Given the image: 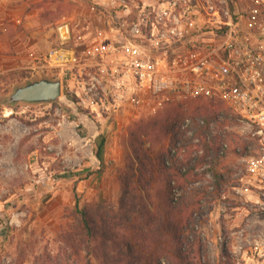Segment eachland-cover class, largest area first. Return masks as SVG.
I'll return each mask as SVG.
<instances>
[{
  "label": "rangeland",
  "instance_id": "1",
  "mask_svg": "<svg viewBox=\"0 0 264 264\" xmlns=\"http://www.w3.org/2000/svg\"><path fill=\"white\" fill-rule=\"evenodd\" d=\"M205 1L0 0V264H100L80 212L97 204L117 208L120 177L128 169L134 141L150 138L159 147L166 140L152 120L162 110L151 114L129 106L133 80L122 47L131 40L141 46L138 60L146 54L157 60L164 48L149 38H191L202 49L216 47V38L230 34L264 38V0H211L213 11ZM187 6L189 12L182 15ZM112 45L120 53L102 52ZM56 49L72 51L75 66H51L49 54ZM39 77L62 81L59 102L1 104L16 86ZM113 82L121 86L122 96L119 108L107 113L93 106L97 99L85 95L83 84H95L99 91L102 84L113 93ZM168 107L172 112L178 106ZM195 109L224 111L223 105L206 100L189 104L188 111ZM218 129L224 132L225 154L208 159L185 186L187 193H207L200 197L196 218L200 241L194 263L264 264V184L247 163L258 142L231 116ZM102 136L106 143L100 161L96 154ZM198 150L189 148L181 161L201 157ZM214 173L223 176L219 193ZM172 187L180 197L184 194L179 183Z\"/></svg>",
  "mask_w": 264,
  "mask_h": 264
},
{
  "label": "trees",
  "instance_id": "2",
  "mask_svg": "<svg viewBox=\"0 0 264 264\" xmlns=\"http://www.w3.org/2000/svg\"><path fill=\"white\" fill-rule=\"evenodd\" d=\"M65 95L70 97L67 92ZM167 107L160 112L161 116L152 119L165 143L156 147L145 136L148 141L132 144L128 169L120 177V205L114 208L97 204L80 212L86 236L96 244L93 256L100 264H195L194 249L200 241L196 236V218L201 214L200 197L207 193L191 189L187 193L185 186L208 159H220L224 132L218 129L214 135L209 128L210 121H218L217 112L198 109L184 112L180 105L171 112ZM188 115L207 122L206 126L194 127L193 138H187L177 126ZM229 117L224 114L225 120ZM224 124L225 121L220 127ZM195 139H200L203 155L186 163L181 161V149L194 148ZM98 143L96 156L101 161L105 138L102 136ZM214 176V190L219 193L223 176L218 173ZM173 182L179 183V189L184 191L175 204Z\"/></svg>",
  "mask_w": 264,
  "mask_h": 264
},
{
  "label": "built area",
  "instance_id": "3",
  "mask_svg": "<svg viewBox=\"0 0 264 264\" xmlns=\"http://www.w3.org/2000/svg\"><path fill=\"white\" fill-rule=\"evenodd\" d=\"M210 1L206 0L205 4L213 11L215 7ZM172 5L176 12L178 4ZM189 10L190 7L187 6L182 15L187 14ZM182 15L175 16L177 23H180ZM253 24L252 22L250 27ZM149 39L158 45L162 44L164 51L161 58L152 59L146 54L143 60H138L141 46L133 44L131 40L122 47L130 60L125 66L127 76L133 80L127 90L130 97L129 106L153 114L168 105H180L184 112H188L189 104L199 100L223 105L224 111L218 115V121H210L209 128L216 135L218 128L225 121L224 114L228 113L250 130L258 142V147L255 156L248 157V171L264 184V38L242 39L230 34L227 38H216V47L210 44L203 49L196 42H192L191 38ZM63 40L67 41V38ZM108 50L112 55L120 53L114 45L102 48V52L106 54ZM49 60L51 66L70 68L69 66H75L77 57L72 51L56 49L49 54ZM85 85L83 84L85 95L89 97V94H93L97 99L94 100L93 106L101 107L107 113L119 108L121 86L114 85L113 82L115 89L113 93H109L102 84L100 91L96 89L95 84L89 88ZM75 95L79 96V93ZM206 125V120L189 115L177 124L187 138L195 136V126ZM193 144L194 148H200L198 153L203 155L200 139H195ZM226 148L227 145L224 144L221 156L225 154ZM187 151V148H182L181 154H186ZM179 197L180 194L174 189V204L178 202Z\"/></svg>",
  "mask_w": 264,
  "mask_h": 264
},
{
  "label": "water",
  "instance_id": "4",
  "mask_svg": "<svg viewBox=\"0 0 264 264\" xmlns=\"http://www.w3.org/2000/svg\"><path fill=\"white\" fill-rule=\"evenodd\" d=\"M62 81L39 77L16 86L12 92L2 99L4 106L24 104H53L62 98Z\"/></svg>",
  "mask_w": 264,
  "mask_h": 264
}]
</instances>
